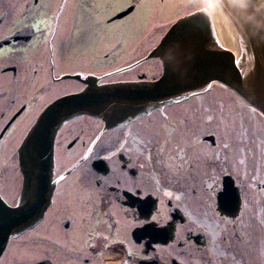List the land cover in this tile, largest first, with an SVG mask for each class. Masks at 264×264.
<instances>
[{"label":"snow or ice","instance_id":"snow-or-ice-1","mask_svg":"<svg viewBox=\"0 0 264 264\" xmlns=\"http://www.w3.org/2000/svg\"><path fill=\"white\" fill-rule=\"evenodd\" d=\"M45 7L43 0L30 6L27 0L9 5L21 13L27 12L17 21L20 27L16 31L30 33L33 37L41 28L47 33L42 39L49 44L53 62L48 64L52 71L46 76L57 82L60 77L67 80L64 84L67 91L59 95L48 84L46 94L55 103H51V99L48 101L51 106L39 121L34 119L37 113L31 111L16 119L24 108H31L22 99L27 95L22 89H29L45 75L44 62L30 55L38 41L25 36L24 43L11 46L5 44V40L13 33L0 34V146L4 149L0 152V253H7V257L0 256V264H81L82 257L90 259L94 254L91 245L97 243L96 237H107L109 243L114 242L113 236L115 241L131 239L129 229L137 226H142L138 231L143 235L168 241L155 245L153 252L143 246L139 251L129 249L136 256L144 255L145 264H154L151 257L158 255L171 257L177 264H187L185 257L194 251L205 253L210 260L219 256L230 260V264H242L256 240L243 225L238 234L229 232L227 226L234 225L243 215L245 208L241 205L249 204L248 187L256 188L259 183L258 191H264V150L259 158L260 167H257L256 153L250 146L255 139V129H251L250 139L238 130L244 125L237 123L235 115L223 107H216L215 101L201 103L196 110L201 115L196 119L182 114L149 127L143 133L142 142L155 140L154 158L164 168L165 180L170 170L179 173L186 163L172 155L173 149H179L181 157L186 148L200 149L205 157L216 162L211 177L206 178L205 191L199 194L198 207L187 202L190 198L184 192L174 193L159 182L149 187L139 175H133L138 163L122 162L118 156V153H128L131 160V149L126 144L138 139L132 132L128 133V140L116 147L102 143L93 155L94 146L101 141L100 135H96L82 157L68 162L67 156L69 148L84 139L82 131L75 130L76 123L85 119L80 114L83 106L112 97L115 95L113 89L119 86L110 79L95 78L109 73L91 71L98 63L97 55L107 61L113 50L118 51L126 43L123 32L114 43H106L111 39L110 32L120 29L126 21L176 8H181L182 12L176 17L178 23L173 31L193 25H210L214 29L213 14L217 9H227L234 21L251 20L248 15L252 7L250 0H90L87 5L71 0L63 5V10L52 11L51 16L41 13V18L32 10ZM4 16L0 11V18ZM216 39L218 41V36ZM214 47L226 48L222 43ZM233 59L241 63L238 58ZM119 71L110 70L112 74ZM129 79L137 81L135 87L145 97H175L186 89L204 92L213 88L210 75L197 83L178 87L170 70L152 82H140L137 76ZM188 95L196 96V93L188 91ZM240 103L251 113L264 115L244 100ZM260 107L264 108V102ZM126 115L125 112L111 123L124 126L118 121L124 120ZM133 119H138L135 112ZM137 154V160L148 158L143 148H138ZM249 156L252 157L251 172L247 162ZM123 190H127V196ZM173 196L177 200L175 212L165 204V200ZM102 203L107 205V213L98 210ZM128 203H135L138 208L128 209L125 207ZM121 207L126 214L117 217L119 227L113 234L112 225L100 217L115 215L114 210ZM158 224L166 226L158 227ZM41 225L46 227L41 228ZM260 229L257 251L264 258V222ZM69 236L86 237L89 243L73 247L68 243ZM99 254L102 255V250ZM237 256L240 261L236 260Z\"/></svg>","mask_w":264,"mask_h":264},{"label":"flooded vegetation","instance_id":"flooded-vegetation-1","mask_svg":"<svg viewBox=\"0 0 264 264\" xmlns=\"http://www.w3.org/2000/svg\"><path fill=\"white\" fill-rule=\"evenodd\" d=\"M27 2L30 6L33 3L40 2V0H27ZM43 2L46 5L45 8L39 10L32 9L33 11H37L38 18H41V13H47L51 16L52 11L63 10V5L65 3H71V0H43ZM79 2L82 5H87L90 3V0H79ZM14 3H23V0H0V11L5 13V16L0 18V34L5 31H11L13 33L11 37L5 40V44L11 46H15L16 43H24L25 36H28L30 39L34 38L38 41L31 49L30 55L34 59L44 62L43 67L45 75L41 80L37 81L36 84L30 85L29 89H22V91H27V95H24L22 99L27 101L31 105V108H24V110L19 113V116L16 117V119H20L21 116H24L25 112L31 111L37 113L34 116L36 120L51 99V97L46 94L48 91V84H50L52 89L56 90L59 95L60 92L67 91L64 87L67 80L65 77H60L59 82H57L46 76V73L52 71L48 68V64L53 62V57L49 54V44L42 39L47 33L41 28L40 32L33 37L30 33L16 31V29L20 27L17 21L22 20L23 17L27 15V12L21 13L18 8H9V5ZM82 10L84 9H81V11ZM181 12V8L173 9L171 12L168 10L160 11L155 15L126 21L120 29L110 32L109 36L111 39L107 40L106 43H114L116 39L120 38L121 32H123L126 37V43L120 47L118 51L113 50V53L108 56L107 61H105L102 56H96L98 63L95 64L91 71L109 73V75L95 78L110 79L113 82L132 81L129 79L131 76H137L139 80L143 81L158 79L162 75L163 64L159 58L150 57V53L161 41L169 28L177 21L176 17L179 16ZM121 19H123V17H121ZM113 68L119 69V73L112 74L110 70ZM80 79L83 80L85 78L80 77ZM45 80H47V83H45ZM41 87H43V91H41ZM206 93L207 92L196 94V96H187L182 100L164 105L160 109H154L146 115L138 117L137 120L132 118L124 121L120 123L124 125L122 127L109 125L106 121L96 116L83 115L85 119L76 123L75 130L82 131L84 139L78 142L74 147L69 148L67 161L74 162L76 159L82 157L84 151L87 150L90 140L95 139L96 135H100L101 141L94 146L93 155L95 154V149H98L102 143H110L113 147H116L125 140H128V133L132 132L138 139L135 142L126 144V147L131 149V160L129 159L128 153H118V156L122 162L138 163L139 167L137 172L133 173V175H139L146 186L154 187L156 182H159L164 189L174 193L184 192L185 195L190 198L187 202L193 207H198L199 194L205 191L204 185L206 183V178L211 177V170L216 167V162L210 157H205L200 149L186 148L185 155L182 157L179 155V149H173L172 155L179 159H183L186 163L179 173L170 170L169 176L167 180H165L164 168H162L154 158L155 140H153L152 143H145L142 141H144L143 133L146 129L154 127L165 120H174L182 114L196 119L201 115V113L196 111L201 103L207 104L208 101L212 100L215 101L216 107H222L221 99H215L212 94ZM29 97H31V99H29ZM53 100L54 99H51V102ZM21 107H23V105H21ZM165 113H167V116H165ZM206 144L207 141H205V145ZM181 147H183V145H181ZM203 147L204 145L201 146V148ZM138 148H143L145 150L148 157L147 159L141 157L137 160ZM2 151H4V149L0 146V152ZM250 157L251 156L248 158ZM97 183H99V181H97ZM241 183L243 184V180ZM259 188L260 185L257 183L256 188L248 187L246 189L250 196L249 204L247 206L241 205V207L245 208L243 215L239 217L234 225L230 224L227 226L229 232L238 234L243 225L253 234L256 240L252 248L249 249L248 254L243 257L242 264H264V258L260 257L257 251L259 247V237L261 235L259 224L264 222V218H258V220L256 218L257 211L264 209V191H258ZM145 190H147V188ZM123 191L127 196V190ZM251 197H254V199L252 200ZM140 198L144 199V197ZM153 199H156V197L153 196ZM103 200L104 198L101 197L102 202ZM165 204L172 209V212L176 211L177 200L174 196L168 197L165 200ZM125 207L134 209L138 208V205L135 203H128ZM252 208L254 210L248 213V209L251 210ZM98 210L102 213H107V205L102 203ZM204 210L210 211V209ZM114 213L115 215L109 214L100 217V219L112 225L111 232L113 234L117 232L119 227L117 224V217H123L126 214L123 207L115 209ZM229 214H231V212ZM174 218L179 219L178 217ZM157 226L165 227L166 225L158 224ZM45 227L46 225H41V228ZM59 227L60 225H57L58 229ZM138 227L142 226L129 229V236L131 239L123 241H115V237L113 236L114 242L109 243L107 237H96L97 243L91 245V250L94 254L90 259L88 257H82L81 264H125V262H127V264H145L146 257L144 255L136 256L130 252L129 249L131 248L135 251H139L141 246H143L147 248L148 252H153L156 251L155 245H163L168 241L163 238L153 239L151 235H143L138 231ZM120 231L122 234L123 230L121 229ZM67 239L68 243L73 247L89 243L86 237L69 236ZM149 241H151V245H149ZM100 250H102V255L99 254ZM1 256L7 257V253L4 252ZM151 260L154 261V264H177L171 257H162L159 255L151 257ZM185 260L187 264H230V260L225 261L224 258L219 256L210 260L205 253L197 251H194L191 256L185 257ZM236 260L240 261L241 258L237 256Z\"/></svg>","mask_w":264,"mask_h":264},{"label":"water","instance_id":"water-1","mask_svg":"<svg viewBox=\"0 0 264 264\" xmlns=\"http://www.w3.org/2000/svg\"><path fill=\"white\" fill-rule=\"evenodd\" d=\"M250 5L252 7L248 15L252 17L251 20H233L240 38H243L239 58L241 63L234 62L233 58H238L234 52L214 47L219 41L210 25H193L173 31L178 22L165 35L153 55L163 60L164 72L170 70L174 74L178 87L185 83H197L205 75H210L212 79L216 78L231 87L248 104L264 113V108L260 107L264 102V0H250ZM225 10L228 13L227 9ZM136 83H117L119 86L113 89L115 95L100 98L92 105H84V111L80 114L96 115L105 119L107 124H112V120L124 115L125 112L127 113L125 119L132 118L134 112L137 116L186 95L188 91H199L191 88L178 93L175 97H145L135 87ZM50 106L51 104L40 116ZM136 109L139 111L136 112ZM233 208L235 210V207Z\"/></svg>","mask_w":264,"mask_h":264},{"label":"rangeland","instance_id":"rangeland-1","mask_svg":"<svg viewBox=\"0 0 264 264\" xmlns=\"http://www.w3.org/2000/svg\"><path fill=\"white\" fill-rule=\"evenodd\" d=\"M210 94H212L213 98L221 99L222 107L226 110H229L232 114L237 118L238 124H243V128H239L238 130L243 132L250 139L253 136L251 131L252 128L255 129V139H252L251 147L253 151L256 153L257 159V167L259 165V158L261 156L262 150H264V122L260 119V115H255L249 111L248 107L241 105L240 101L242 100L236 94H232L226 88L222 89V87L214 86L211 90H208ZM251 126V127H250ZM247 143V140L245 141ZM251 160L252 157L248 158L249 170L251 172ZM254 174V173H253ZM256 197V196H255ZM252 200L254 197H251ZM253 208L248 209V213H250ZM258 214V216H257ZM256 218H264V212L262 210L257 211ZM261 225V224H259ZM260 229V226H259ZM261 230V229H260ZM261 232V231H260Z\"/></svg>","mask_w":264,"mask_h":264},{"label":"bare ground","instance_id":"bare-ground-1","mask_svg":"<svg viewBox=\"0 0 264 264\" xmlns=\"http://www.w3.org/2000/svg\"><path fill=\"white\" fill-rule=\"evenodd\" d=\"M213 15H214V21H215L214 29L216 32V36H218L219 38L218 39L219 43L224 44L226 46V48L224 49L231 50L232 52L236 54V56L239 59L241 56V38L235 27L233 20L230 18V16L228 15L225 9H217ZM213 82L219 85L224 84L216 78L212 79V83ZM231 93L234 94V92H231ZM206 94H209V92L207 91ZM251 108L255 109L254 107H251ZM149 111L143 112L137 115V117L144 116ZM84 115L95 117L94 115H91V114H84Z\"/></svg>","mask_w":264,"mask_h":264}]
</instances>
